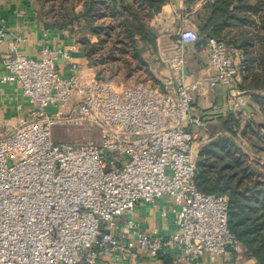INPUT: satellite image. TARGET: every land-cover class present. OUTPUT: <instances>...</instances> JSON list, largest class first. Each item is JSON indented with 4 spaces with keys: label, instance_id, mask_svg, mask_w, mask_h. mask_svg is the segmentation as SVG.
Wrapping results in <instances>:
<instances>
[{
    "label": "built area",
    "instance_id": "1",
    "mask_svg": "<svg viewBox=\"0 0 264 264\" xmlns=\"http://www.w3.org/2000/svg\"><path fill=\"white\" fill-rule=\"evenodd\" d=\"M197 41L194 31L183 29L177 51ZM73 48L79 45L44 47L37 60L16 53L2 60L1 81L19 87L30 112L27 122L0 136V264L237 258L242 251L227 227V200L196 187V158L210 142L200 117L191 116L200 84L187 86L182 75L161 89L99 82L71 61ZM205 51L208 88H224L226 103L241 106L247 94L241 53L208 38ZM57 58L68 63L65 77L55 69ZM160 60L179 74L185 65L182 56ZM56 125L86 127L98 140L55 144ZM162 198L171 204L169 237L148 234L130 219L116 222L138 203Z\"/></svg>",
    "mask_w": 264,
    "mask_h": 264
},
{
    "label": "trees",
    "instance_id": "2",
    "mask_svg": "<svg viewBox=\"0 0 264 264\" xmlns=\"http://www.w3.org/2000/svg\"><path fill=\"white\" fill-rule=\"evenodd\" d=\"M118 1L37 0L39 20L74 39L99 82L125 81L142 70L151 77L143 45L154 43L148 25L167 0ZM198 28L202 35L212 30L218 41L241 53V90L250 95L262 122L249 119L241 126L242 111L220 117L214 140L198 152L196 187L227 200L229 232L246 259L264 264V0H211L202 7Z\"/></svg>",
    "mask_w": 264,
    "mask_h": 264
},
{
    "label": "crops",
    "instance_id": "3",
    "mask_svg": "<svg viewBox=\"0 0 264 264\" xmlns=\"http://www.w3.org/2000/svg\"><path fill=\"white\" fill-rule=\"evenodd\" d=\"M207 2L211 0H167L150 23V28L152 27L151 30L155 34L154 43L150 46L143 45L142 54V58H145L149 65L148 73L162 84L168 80L176 81L181 75L187 86L196 82L200 84L202 95L194 96L191 112V116L200 118L211 114L210 109L220 108L219 102L223 101L225 96L221 91L218 92V88L214 90L208 88L207 82L212 74L205 51L206 36L200 33L198 26H190L186 20L187 16L194 15L199 9L202 10ZM37 11V0H0V30L3 32V42L0 44V136L2 137L10 135L22 123L27 122L30 112V106L19 87L1 81L4 74L3 58L16 53L37 60L44 47L65 50L76 44L66 32L57 31L39 20ZM183 29L194 31L198 35V41L183 46L178 52L177 34ZM69 54L72 62L82 69H89L80 48H73ZM179 56L185 60L181 74L164 66L160 60ZM54 65L61 76L65 77L69 74L68 63L63 58H57ZM170 206L166 198L152 204L141 202L133 208L135 211L131 212L127 219L135 222L140 230L148 234L167 238L175 229ZM200 263L237 264V258L229 256L222 259L203 258ZM129 264H162V262L148 260ZM247 264L255 263L248 261Z\"/></svg>",
    "mask_w": 264,
    "mask_h": 264
},
{
    "label": "rangeland",
    "instance_id": "4",
    "mask_svg": "<svg viewBox=\"0 0 264 264\" xmlns=\"http://www.w3.org/2000/svg\"><path fill=\"white\" fill-rule=\"evenodd\" d=\"M45 9L47 10L48 8H50L49 4H45L44 5ZM82 9V3L78 4V6L75 8V12H79ZM231 9H233V7H231ZM202 18V10L199 9L198 12H196L194 15H190L186 17V20L188 21V24L190 26L196 27L198 26L200 20ZM153 20V19H152ZM151 20V21H152ZM150 21V23H151ZM150 23H149V28H150ZM152 29V27L150 28ZM153 32V31H152ZM155 35V34H154ZM178 35V34H177ZM176 38V35H174ZM143 44H139V46H142ZM143 54V53H142ZM143 62L145 63V65L147 66V70H149V65L147 64V62L145 61V58H142ZM165 66V65H164ZM116 86H122V87H131L137 83H143L146 84L152 88H156V89H161L162 87V83L161 81L151 78V77H145L143 76V70L139 73L134 74L131 78H129L128 80L122 81V80H117L115 82H111ZM221 91L222 94H224V99L223 101L219 102V106L220 109L215 110V109H210L211 114H209L208 116H204L201 117V121L205 127V130L207 132V134L209 135L208 137L210 138V141L214 140L215 136L213 137V132L215 131V126L218 125V121H219V117L224 116L228 113H233V114H237L240 110V106H237L234 104H230L228 105L226 103L225 97H226V92L225 89L223 88H218V92ZM224 92V93H223ZM247 96V98H246ZM240 102H242V105H249L253 110H254V114L251 116V119L254 122L260 123L262 122V119L260 117V114L258 112L257 107L251 102L250 100V95L246 94L244 96L241 97ZM241 123V126L243 125V123L246 120H249L247 115L245 114V112H241L240 117H238ZM193 131H195V128L192 129ZM97 133L94 130H89L86 127H72V126H59L56 125L52 128V141L55 144H69V145H81L84 144L86 142H97ZM241 146L243 148H246V145L241 142ZM135 210L132 209L130 211H125L124 213H122V216L116 220V222L118 224L121 225V222H123L124 220H126L129 215L131 214V212H134ZM137 216V214H136ZM222 259V257H218L215 259ZM248 261H253L251 259H246L243 254L241 253L238 257H237V264H247ZM255 263V262H254Z\"/></svg>",
    "mask_w": 264,
    "mask_h": 264
},
{
    "label": "water",
    "instance_id": "5",
    "mask_svg": "<svg viewBox=\"0 0 264 264\" xmlns=\"http://www.w3.org/2000/svg\"><path fill=\"white\" fill-rule=\"evenodd\" d=\"M93 2L96 3H105L108 4L110 2H116V4H119L118 0H92ZM206 38L208 39H212L214 41H217V38L213 35L212 30H208L206 32ZM240 110L245 112V114L247 115L248 119H251V116L254 114V110L249 106V105H241L240 106Z\"/></svg>",
    "mask_w": 264,
    "mask_h": 264
}]
</instances>
